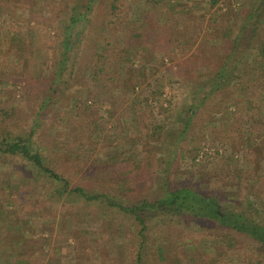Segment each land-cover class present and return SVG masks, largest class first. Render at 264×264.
I'll use <instances>...</instances> for the list:
<instances>
[{
    "label": "rangeland",
    "instance_id": "374dc122",
    "mask_svg": "<svg viewBox=\"0 0 264 264\" xmlns=\"http://www.w3.org/2000/svg\"><path fill=\"white\" fill-rule=\"evenodd\" d=\"M73 1L0 0V119L2 110H18L7 122L17 133L27 135L35 124L29 106H38L51 85ZM146 2L122 0L115 16L109 0H98L91 19L74 30L68 81L40 117L39 149L71 186L94 185L135 203L156 198L168 180L218 191L223 212L242 203L264 220L263 57L253 63L250 54L236 67L166 165L168 133L182 128L175 119L184 102L211 89L218 56L231 52L235 38L243 42L235 55L249 53L246 43L262 48L264 0ZM97 50L120 63L130 94L118 86L110 103L93 97L87 62ZM88 110L100 130L82 139L66 122ZM56 188L30 162L0 153V264L136 263L139 236L131 220ZM165 222L149 223L146 264H264V253L244 234L206 220Z\"/></svg>",
    "mask_w": 264,
    "mask_h": 264
},
{
    "label": "trees",
    "instance_id": "16d2710c",
    "mask_svg": "<svg viewBox=\"0 0 264 264\" xmlns=\"http://www.w3.org/2000/svg\"><path fill=\"white\" fill-rule=\"evenodd\" d=\"M84 1V2H83ZM98 0H75L70 4V12L67 23L63 29V37L60 42L62 44V55L58 59L51 75V85L43 96L41 103L38 106H29V110L36 115L35 124L27 135L17 133L15 129L7 126L8 120L18 117L19 111L16 109L2 110L4 114L0 119V153L19 156L30 162L41 175L46 176L53 181L57 188L56 192L60 195L67 194L69 197H77L85 202H92L101 205L103 209L118 210L119 213L127 217L134 223L137 236H139V252L135 264H146V243L149 223L155 219L166 223L167 220L179 218H192L196 220H206L219 225L221 228L235 233L244 234L249 240L255 242L261 252L264 253V220L257 213L253 212L247 204H240L238 208H230L223 212L224 206L227 203L222 202L221 194L210 188H203L201 186L192 185H171L166 180L161 185V192L156 198H143L135 203H129L123 196L110 193L99 189L94 185L71 186L70 181L64 174L60 173L51 166L53 158H49L48 154L43 153L39 149V144L36 139V133L39 125L40 117L47 112L51 105H55L54 99L58 93V89L62 84L67 83L66 74L69 71V62L71 59V52L75 50L77 44L74 40V30L79 28L82 23L90 20V15L94 12L95 5ZM122 0H109L110 13L119 16L122 13L120 4ZM163 0H147V5L161 4ZM218 0H213L216 4ZM137 0H132V5L136 4ZM231 14L235 13L233 8H230ZM245 27L242 28L244 30ZM250 35V32L247 33ZM243 37V35H242ZM240 37V41L242 40ZM110 42V41H109ZM109 42L104 46H108ZM243 42H238L235 38L234 45L228 55H219L217 63L220 64L219 69L212 77L213 83L211 89L204 95H199L194 92L191 97L182 105L181 113L177 115L175 122L182 123V128L176 133H168L167 140L170 135H173L171 144L172 155L168 156L166 160L167 168L171 167L175 161L174 157L183 145L185 139L189 136L194 121L199 116V112L203 110L215 97V91H221V87L228 76L235 73L236 67L244 65L247 58L254 56V62H261L260 58L264 52V43L261 49L253 50V46L248 43L244 44V48L249 49V53L244 51L243 55H235L236 50ZM103 45L100 48L104 49ZM112 46V45H111ZM95 52V51H94ZM255 52V53H254ZM251 54V55H250ZM91 64L87 67V73L90 75L93 84V97H103L106 102H112L115 96L116 87L124 91L126 95L130 94L128 84H124L122 78L120 63L113 59L111 55L99 53L98 50L90 56ZM264 62V61H263ZM87 74V75H88ZM112 82L113 85H110ZM133 89L136 85H133ZM246 87V85H245ZM96 102V101H95ZM86 104V103H85ZM87 106V105H86ZM85 111L79 113V117L74 120H69L68 127L71 126L73 132H80L82 139H87L98 133L100 130L97 126V121L94 115ZM88 116H90L88 118ZM88 118V120H87ZM98 131V132H97ZM89 134V135H88ZM166 140V141H167ZM164 141L165 144L167 142ZM231 201H235L234 196L226 197ZM159 250V249H158ZM162 254V249H160ZM243 263V262H242ZM20 264H25L20 261Z\"/></svg>",
    "mask_w": 264,
    "mask_h": 264
}]
</instances>
